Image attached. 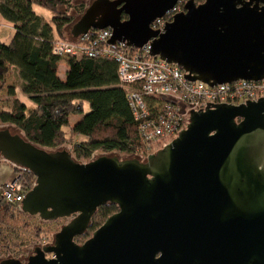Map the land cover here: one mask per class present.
I'll return each instance as SVG.
<instances>
[{
  "label": "water",
  "instance_id": "obj_1",
  "mask_svg": "<svg viewBox=\"0 0 264 264\" xmlns=\"http://www.w3.org/2000/svg\"><path fill=\"white\" fill-rule=\"evenodd\" d=\"M177 1L93 0L71 35L110 27L108 43H149L150 54L209 85L264 79V0H189L163 31L154 29ZM207 103L144 160L81 163L67 149L0 129V156L36 177L21 209L43 221L76 215L26 263L0 264H264V97ZM107 203L119 210L76 242Z\"/></svg>",
  "mask_w": 264,
  "mask_h": 264
},
{
  "label": "trees",
  "instance_id": "obj_2",
  "mask_svg": "<svg viewBox=\"0 0 264 264\" xmlns=\"http://www.w3.org/2000/svg\"><path fill=\"white\" fill-rule=\"evenodd\" d=\"M73 1L0 0L1 15L13 22L15 27V34L9 43L0 40V93L6 86L10 68H13L16 78L21 81L23 93L35 103L29 111L17 97L15 87L10 86L8 95L13 97V103L10 110L0 109V122L15 126L27 140L47 150H58L68 145L63 149H67L81 163L96 158L98 150L133 154L140 158L138 151L143 146L139 134L140 121L134 115L127 90L119 83L116 60L68 57L64 76L59 75L62 57L53 52L54 41H77L78 38L71 35V25L87 8L83 5L81 15L75 19L69 14ZM34 6L48 11L51 19L46 20L37 14ZM62 7L64 11H60ZM68 26L70 36L66 37ZM85 104L89 106L86 113ZM81 114V119L71 122V116ZM67 127L72 135L83 136L84 139L73 146L68 144ZM0 159L8 162L17 173L33 174L2 156ZM16 209L34 218L24 212L20 204H6L0 198V255L11 249L10 241L14 238L9 233L13 222L6 219L11 216L13 220ZM118 209L117 204L112 203L100 206L86 232L75 238L76 242L91 231L94 233Z\"/></svg>",
  "mask_w": 264,
  "mask_h": 264
},
{
  "label": "built area",
  "instance_id": "obj_3",
  "mask_svg": "<svg viewBox=\"0 0 264 264\" xmlns=\"http://www.w3.org/2000/svg\"><path fill=\"white\" fill-rule=\"evenodd\" d=\"M180 12L179 3L152 27L164 30L165 22ZM110 27L91 29L77 41L56 39L53 52L61 57H107L116 60L118 78L139 124L143 146L138 155L146 159L171 143L190 122L192 109L199 111L211 103L239 105L246 100L264 97V79H239L233 82L209 85L201 80H189L187 72L178 64L170 63L159 55L150 54V44L141 48L125 42L108 43ZM23 177V172L0 186V198L6 204H20L34 186Z\"/></svg>",
  "mask_w": 264,
  "mask_h": 264
},
{
  "label": "rangeland",
  "instance_id": "obj_4",
  "mask_svg": "<svg viewBox=\"0 0 264 264\" xmlns=\"http://www.w3.org/2000/svg\"><path fill=\"white\" fill-rule=\"evenodd\" d=\"M91 1L92 0H74L72 3L73 7L69 10V14L74 16L75 19H77L81 15V11L83 9L82 6L86 5L88 7ZM35 8L37 10H42L43 12L48 13L46 10L38 6H35ZM60 11H64V8L63 7L60 8ZM50 19H51V15L47 17V20H50ZM65 36L66 37L70 36L69 26L65 30ZM66 65H67V57H62L61 65L59 68L60 76H64ZM10 86L15 87L17 96L27 105V107L29 108V111L35 107V103L26 94L23 93L21 81L14 78L13 71L12 69H10V72L7 77L6 88L3 92L0 93V109L1 110L11 109V106L13 103V97L8 95V88ZM88 111H89V106L88 104H85V113ZM82 117H83V114L79 116H71V122L74 123L77 120L81 119ZM4 128H9L13 133H18L19 131L17 130L15 126L11 124H3L0 122V129H4ZM65 134L68 138V144L70 143L71 146H73L75 142H79L84 139L83 136L72 135L69 127L65 128ZM63 148H68V145L67 146L63 145L60 147V149H63ZM100 155H118L121 158H139L133 154L131 155V154L121 153L117 151L105 152L103 150H98L95 153V157L100 156ZM139 159L144 160V158H142L141 156ZM16 173L17 172L15 171V174ZM23 177L27 178L29 180V183H31L33 179H34V183L36 181V177L33 174H29L27 172H23ZM6 220L13 222L11 224L13 225L12 231L13 230L14 231L13 232L11 231V233L9 234L13 235V237L11 238H14V240L10 241L11 249L3 251L1 253L0 261L3 259L11 258V257H15L19 259L28 258V256L31 255V252L35 250L36 245H40L41 247H43L45 245L53 244L54 239H55V234L60 231L63 225L69 222V219L67 218H61L55 221H44L43 222L38 215L34 216V218H29L23 215L22 213H19L17 209L15 211L13 220L11 219V216H8ZM6 224L7 223H5V226ZM92 235H93V231H91L88 234V236H85L82 239H79L77 242L82 244L87 239H89ZM51 255L52 254H47V257L50 258Z\"/></svg>",
  "mask_w": 264,
  "mask_h": 264
},
{
  "label": "crops",
  "instance_id": "obj_5",
  "mask_svg": "<svg viewBox=\"0 0 264 264\" xmlns=\"http://www.w3.org/2000/svg\"><path fill=\"white\" fill-rule=\"evenodd\" d=\"M34 10L36 11L37 14L43 16L46 20H47V17L51 15L48 11L47 12L49 14L46 12H43L42 10H37L35 8V6H34ZM14 34H15L14 23L5 19L0 13V40L4 41L6 43H9L12 40ZM10 69H12V71H13V68H10ZM66 69H67V65H66ZM8 74H7V77H8ZM13 76H14V78H16L14 71H13ZM6 84H7V79H6ZM5 88H6V86H5ZM5 88H4V90H5ZM14 176H15L14 168L10 164H8V163H6L0 159V186L3 183H5L6 181H8L9 179L13 178Z\"/></svg>",
  "mask_w": 264,
  "mask_h": 264
},
{
  "label": "flooded vegetation",
  "instance_id": "obj_6",
  "mask_svg": "<svg viewBox=\"0 0 264 264\" xmlns=\"http://www.w3.org/2000/svg\"><path fill=\"white\" fill-rule=\"evenodd\" d=\"M189 0H178L177 1V3H179V6H180V12H182V11H184L185 10V4L188 2ZM205 0H195V3L197 4V5H199V4H201V3H203ZM119 210V209H118ZM76 215H73V216H71V217H69V218H67V219H69V221L73 218V217H75ZM50 245V244H49ZM37 248V247H36ZM35 248V249H36ZM35 254V250H34V252L31 254V255H29L28 256V258H24V259H20L22 262H24V263H26L27 261H28V259L32 256V255H34ZM47 254H51V253H47ZM47 254H46V257H47ZM52 256H54L53 254L51 255V257L50 258H52ZM48 258V257H47ZM19 259V258H18Z\"/></svg>",
  "mask_w": 264,
  "mask_h": 264
}]
</instances>
